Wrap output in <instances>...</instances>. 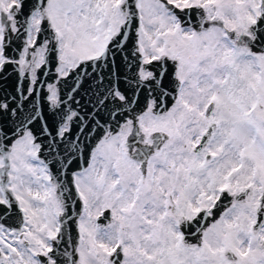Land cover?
Instances as JSON below:
<instances>
[{
    "label": "snow or ice",
    "instance_id": "6c2138e0",
    "mask_svg": "<svg viewBox=\"0 0 264 264\" xmlns=\"http://www.w3.org/2000/svg\"><path fill=\"white\" fill-rule=\"evenodd\" d=\"M0 264H264V0H0Z\"/></svg>",
    "mask_w": 264,
    "mask_h": 264
}]
</instances>
